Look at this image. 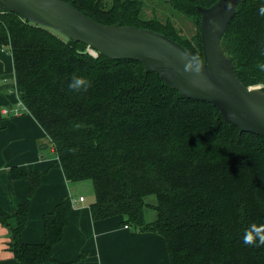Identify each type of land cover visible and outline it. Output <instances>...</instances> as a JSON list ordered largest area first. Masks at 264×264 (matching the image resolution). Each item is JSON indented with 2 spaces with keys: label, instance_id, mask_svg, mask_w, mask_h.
I'll use <instances>...</instances> for the list:
<instances>
[{
  "label": "trees",
  "instance_id": "1",
  "mask_svg": "<svg viewBox=\"0 0 264 264\" xmlns=\"http://www.w3.org/2000/svg\"><path fill=\"white\" fill-rule=\"evenodd\" d=\"M64 1L102 24L162 33L202 61L197 7L216 0H164L168 15L162 17L154 8L146 16L143 0ZM260 4L238 3L220 48L245 86L264 91V73L255 66L264 61ZM0 48L10 52L18 98L48 136L65 178L91 181L93 219L121 215L135 230L162 235L170 264H264V245L242 239L249 225L264 224L262 137L240 131L211 103L180 95L137 60L93 55L85 43L4 9ZM73 75L87 77L90 87L70 90ZM11 171L29 186L12 211L0 205L7 249L18 264L51 261L68 222L65 202L42 215V242L23 241L41 173ZM147 207L155 211L151 221L145 220Z\"/></svg>",
  "mask_w": 264,
  "mask_h": 264
},
{
  "label": "crops",
  "instance_id": "2",
  "mask_svg": "<svg viewBox=\"0 0 264 264\" xmlns=\"http://www.w3.org/2000/svg\"><path fill=\"white\" fill-rule=\"evenodd\" d=\"M10 52L0 48V205L7 211L27 198L29 182L12 176L11 169L39 171L40 182L30 197L21 231L25 242L44 239L42 215L64 200L68 222L52 248L53 260L43 264H170L164 237L153 231L124 226L123 217L93 219L80 182L68 181L43 128L20 106L15 91ZM20 100V101H19ZM10 109L4 113V109ZM83 196L82 201L78 200ZM7 229L0 224V264H18L7 249Z\"/></svg>",
  "mask_w": 264,
  "mask_h": 264
},
{
  "label": "water",
  "instance_id": "3",
  "mask_svg": "<svg viewBox=\"0 0 264 264\" xmlns=\"http://www.w3.org/2000/svg\"><path fill=\"white\" fill-rule=\"evenodd\" d=\"M242 1L216 0L197 7L202 61L162 33L135 25L99 23L64 0H0V9L83 42L109 58L137 60L180 95L211 103L240 131L264 139V91L245 86L220 48L221 36Z\"/></svg>",
  "mask_w": 264,
  "mask_h": 264
},
{
  "label": "clouds",
  "instance_id": "4",
  "mask_svg": "<svg viewBox=\"0 0 264 264\" xmlns=\"http://www.w3.org/2000/svg\"><path fill=\"white\" fill-rule=\"evenodd\" d=\"M258 14L264 16V0H261V4L258 7ZM264 55V50L261 51ZM256 68L260 72L264 73V61H257ZM91 81L82 75H73L68 83V88L73 91H83L90 87ZM243 243L248 246L259 247L264 245V224L257 225L255 223L249 225L243 233Z\"/></svg>",
  "mask_w": 264,
  "mask_h": 264
},
{
  "label": "rangeland",
  "instance_id": "5",
  "mask_svg": "<svg viewBox=\"0 0 264 264\" xmlns=\"http://www.w3.org/2000/svg\"><path fill=\"white\" fill-rule=\"evenodd\" d=\"M143 1H145V3H146V6H145L146 16H150L151 11H152L151 8H154L155 10L161 11L158 15L160 17H162L165 14L168 15V13L165 11V10H167V5L165 4L166 2L164 0H161V2H160V0H143ZM89 51L93 55L96 54V52L90 48H89ZM251 86L254 89H260L261 90L260 85H251ZM81 183L85 187V189L83 190V194L85 196H89V197H87L89 199H91V197L93 198V190H92L91 181L90 180H83V181H81ZM146 200L149 202H154L153 196L146 197ZM144 216H145L146 221H151L155 218V211L153 209H150L147 207L144 210Z\"/></svg>",
  "mask_w": 264,
  "mask_h": 264
},
{
  "label": "built area",
  "instance_id": "6",
  "mask_svg": "<svg viewBox=\"0 0 264 264\" xmlns=\"http://www.w3.org/2000/svg\"><path fill=\"white\" fill-rule=\"evenodd\" d=\"M89 50V49H88ZM90 52V51H89ZM91 53V52H90ZM20 101V100H19ZM20 106L19 107H16V108H14V109H12L11 110V112L14 114V115H16V114H18L19 113V109H23V110H25V111H28L27 110V108L25 107V105L20 101ZM9 111H10V109H4L3 110V112L4 113H9ZM84 199V197L83 196H79L78 197V200H80V201H82ZM124 226H127L126 224L124 225Z\"/></svg>",
  "mask_w": 264,
  "mask_h": 264
}]
</instances>
